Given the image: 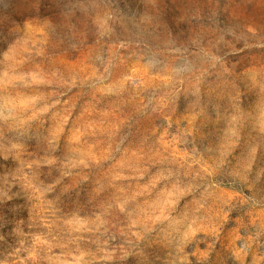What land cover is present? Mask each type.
Returning <instances> with one entry per match:
<instances>
[{"label":"rangeland","instance_id":"374dc122","mask_svg":"<svg viewBox=\"0 0 264 264\" xmlns=\"http://www.w3.org/2000/svg\"><path fill=\"white\" fill-rule=\"evenodd\" d=\"M169 1L0 0V264H264V0Z\"/></svg>","mask_w":264,"mask_h":264},{"label":"trees","instance_id":"16d2710c","mask_svg":"<svg viewBox=\"0 0 264 264\" xmlns=\"http://www.w3.org/2000/svg\"><path fill=\"white\" fill-rule=\"evenodd\" d=\"M168 1V3H172L171 1H169V0H167ZM200 2L202 1V0H199ZM220 2H222L221 0H220ZM172 5V4H171ZM176 9V5L173 3V5H172V7L170 6V5H166V9L164 10V12H163V14H164V16H165V19H167L168 21L170 20V21H173V14H175L174 12H173V10H175ZM210 13H212V9L210 8V7H207L206 8V11L205 12H203V14H205V15H208V14H210ZM214 14L218 17V16H224V14H223V12H222V8H219V10H217V13H216V10H214ZM213 15V14H212ZM215 15H213V16H215Z\"/></svg>","mask_w":264,"mask_h":264}]
</instances>
